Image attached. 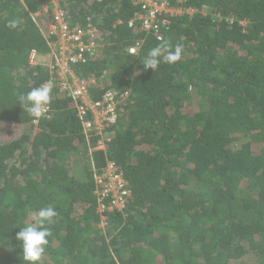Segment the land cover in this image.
<instances>
[{"label": "trees", "instance_id": "trees-1", "mask_svg": "<svg viewBox=\"0 0 264 264\" xmlns=\"http://www.w3.org/2000/svg\"><path fill=\"white\" fill-rule=\"evenodd\" d=\"M43 1L0 0V124L24 127L0 140L7 264H24L16 234L47 205L59 215L42 264H230L247 255L264 264V0H188L222 20L174 19L163 41L181 45L182 58L155 72L141 61L162 41L128 27L136 12L128 1L69 0L71 25L92 22L103 44L75 74L94 80V100L109 89L129 94L104 152L85 138L70 99L55 94L37 127L18 103L48 80L29 64L31 51L49 52L46 18H33ZM140 39L139 55H128ZM76 159L87 161L82 172L72 170ZM106 161L132 197L99 229L91 167Z\"/></svg>", "mask_w": 264, "mask_h": 264}, {"label": "built area", "instance_id": "built-area-1", "mask_svg": "<svg viewBox=\"0 0 264 264\" xmlns=\"http://www.w3.org/2000/svg\"><path fill=\"white\" fill-rule=\"evenodd\" d=\"M23 2L24 0H20ZM99 1V0H98ZM136 12L128 22L129 28L136 27L137 32L144 37H151L158 42L165 39L174 19L204 13L207 7L201 9L186 6L188 0H126ZM69 0H44L40 11L33 15L34 19L46 18L47 46L45 54L47 64L42 66L37 62L40 56L35 51L29 54V64L45 67L48 72L47 83L51 85V100L42 118L30 124L37 127L42 120L50 118V104L55 94L70 99L76 116L79 118L86 139H96L94 151H105V144L113 136V128L118 121V108L127 99V92L109 89L99 100L91 96V88L95 85L92 79H81L74 68L84 66L99 56L102 48L101 36L97 27L89 22L85 25L72 26L69 21ZM210 10V9H209ZM211 11V10H210ZM212 21H221L222 17L209 14ZM226 22L234 23L233 18H225ZM241 26L245 24L240 23ZM144 44V39L136 40L125 52L137 57ZM96 199L98 228L105 229L109 225L111 214L124 215L131 202V191L127 180L119 167L112 161H106L100 169L91 167Z\"/></svg>", "mask_w": 264, "mask_h": 264}, {"label": "clouds", "instance_id": "clouds-1", "mask_svg": "<svg viewBox=\"0 0 264 264\" xmlns=\"http://www.w3.org/2000/svg\"><path fill=\"white\" fill-rule=\"evenodd\" d=\"M240 23L245 24V22H239L238 24L240 25ZM18 24V20H11L8 26L16 28ZM182 52L181 45L176 44L173 46L168 41H162L148 52L147 56L141 61V64L144 70L151 69L155 72L162 60L170 65L179 62L182 58ZM50 100L51 85L45 83L38 87H33L27 94L21 95L18 98V103L24 112L34 120H39L46 113ZM58 215L57 210L52 205L43 206L33 217V223L20 228V231L16 234V240L22 249L24 264H42L43 255L46 252L49 237L52 234L49 226L56 222Z\"/></svg>", "mask_w": 264, "mask_h": 264}, {"label": "rangeland", "instance_id": "rangeland-1", "mask_svg": "<svg viewBox=\"0 0 264 264\" xmlns=\"http://www.w3.org/2000/svg\"><path fill=\"white\" fill-rule=\"evenodd\" d=\"M210 12L211 11L209 9L204 10V13L206 14V16H209ZM37 62L40 63L41 65H46L48 63L47 58L45 56H39L37 58ZM191 107L196 110L199 108V106L196 105V103H192ZM2 127H3V124H0V129ZM2 129L3 130H0V140L7 141L9 139H13L19 136L21 132L23 131L24 127L10 124L8 127L2 128ZM86 164H87V161L85 159H81V160L76 159V161L73 160L71 164L73 172L74 173L82 172ZM5 251L6 249L3 250L2 248H0V264H7V261L5 260V255H6ZM230 264H256V261L254 260L252 256L247 255L241 260L231 261Z\"/></svg>", "mask_w": 264, "mask_h": 264}, {"label": "crops", "instance_id": "crops-1", "mask_svg": "<svg viewBox=\"0 0 264 264\" xmlns=\"http://www.w3.org/2000/svg\"><path fill=\"white\" fill-rule=\"evenodd\" d=\"M40 56H46V55H40ZM48 61V60H47ZM42 66H45V65H42Z\"/></svg>", "mask_w": 264, "mask_h": 264}]
</instances>
